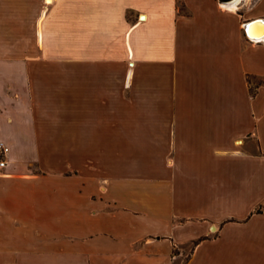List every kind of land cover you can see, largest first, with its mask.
Here are the masks:
<instances>
[{
	"label": "crops",
	"instance_id": "obj_1",
	"mask_svg": "<svg viewBox=\"0 0 264 264\" xmlns=\"http://www.w3.org/2000/svg\"><path fill=\"white\" fill-rule=\"evenodd\" d=\"M257 19L264 0H0V264H264Z\"/></svg>",
	"mask_w": 264,
	"mask_h": 264
},
{
	"label": "water",
	"instance_id": "obj_2",
	"mask_svg": "<svg viewBox=\"0 0 264 264\" xmlns=\"http://www.w3.org/2000/svg\"><path fill=\"white\" fill-rule=\"evenodd\" d=\"M224 2H228V1H232V0H221ZM254 25H259V27H264V19H257V20H253V21H249L246 25V35L248 36V38L252 39V40H257V41H261L264 39V32L260 33L257 36H254L250 33V28Z\"/></svg>",
	"mask_w": 264,
	"mask_h": 264
},
{
	"label": "built area",
	"instance_id": "obj_3",
	"mask_svg": "<svg viewBox=\"0 0 264 264\" xmlns=\"http://www.w3.org/2000/svg\"><path fill=\"white\" fill-rule=\"evenodd\" d=\"M257 41V40H253ZM8 153V148L5 147L4 145L0 144V167H5L6 161H5V156Z\"/></svg>",
	"mask_w": 264,
	"mask_h": 264
},
{
	"label": "bare ground",
	"instance_id": "obj_4",
	"mask_svg": "<svg viewBox=\"0 0 264 264\" xmlns=\"http://www.w3.org/2000/svg\"><path fill=\"white\" fill-rule=\"evenodd\" d=\"M237 1V0H236ZM264 32V27H259V25H254L250 28V33L254 36L259 35L260 33Z\"/></svg>",
	"mask_w": 264,
	"mask_h": 264
},
{
	"label": "rangeland",
	"instance_id": "obj_5",
	"mask_svg": "<svg viewBox=\"0 0 264 264\" xmlns=\"http://www.w3.org/2000/svg\"><path fill=\"white\" fill-rule=\"evenodd\" d=\"M179 7H181V4H179ZM181 9H182V8H181ZM260 83H262V81H256L255 84H257V86H259ZM181 258H182V259L178 261V264H184V262H185V256H182Z\"/></svg>",
	"mask_w": 264,
	"mask_h": 264
}]
</instances>
